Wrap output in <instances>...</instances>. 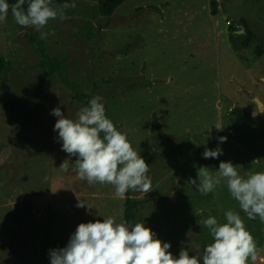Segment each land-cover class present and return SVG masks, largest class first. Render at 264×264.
I'll return each instance as SVG.
<instances>
[{
	"label": "rangeland",
	"instance_id": "374dc122",
	"mask_svg": "<svg viewBox=\"0 0 264 264\" xmlns=\"http://www.w3.org/2000/svg\"><path fill=\"white\" fill-rule=\"evenodd\" d=\"M99 1H70L76 6L48 22L45 39L11 14L0 22V55L11 64L0 78V264H50L49 250L66 246L80 223L125 211V198L115 197L110 185L80 180L76 157L61 150L52 109L75 119L86 104L58 75L44 80L33 36L51 56L68 57L66 74L103 98L106 116L149 164L152 191L130 190L140 201L136 223L170 242L178 258L182 246L191 244L189 255H200L213 242L197 221L214 216L226 223L224 213L233 210L257 246L256 260L249 257L247 264H264V222L247 217L224 181L207 195L188 183L198 179L200 166L216 171L221 161L241 174L264 172V117L248 114L260 109L249 92L264 103V0H217L215 15L213 0H128L109 20ZM242 18L255 33L247 48ZM88 22L100 34L76 31ZM134 81L140 86L130 87ZM154 115L161 123L157 134ZM218 146V158L202 157L206 147ZM66 159L64 171L59 167ZM77 197L85 207L76 206Z\"/></svg>",
	"mask_w": 264,
	"mask_h": 264
},
{
	"label": "clouds",
	"instance_id": "9594fccd",
	"mask_svg": "<svg viewBox=\"0 0 264 264\" xmlns=\"http://www.w3.org/2000/svg\"><path fill=\"white\" fill-rule=\"evenodd\" d=\"M75 6L73 2L57 7L53 0H16L12 4L0 0V22H5L10 12L17 25L33 28L45 39L49 33L43 29L48 22L58 17L64 19V10ZM102 100L100 95L92 97L79 109L75 119L67 118L59 106L52 109L51 114L57 117L53 130L58 132L61 150L69 157H76L74 169L80 180L90 185H110L117 198H125L130 190L151 192L149 164L106 116ZM260 106V111H253V117L264 112V104ZM215 128L223 130L221 124ZM218 139L223 143L227 137ZM222 154L219 146L214 150L206 147L202 157L218 158ZM68 160L59 168L67 171ZM197 177L189 178L188 183L201 195L213 192L224 181L231 198L247 217H258L264 222V172L249 169L241 174L231 161H221L216 171L200 166ZM77 201V207L86 206L78 197ZM224 216L226 223L218 222L214 216L197 221L199 227L208 229L213 242L200 255H189L191 244L187 248L182 246L178 258L169 251L170 242L157 239L143 222L129 224L122 212L102 221L80 223L66 246L49 250L50 264H247L249 257L255 261L257 246L241 216L233 210L226 211Z\"/></svg>",
	"mask_w": 264,
	"mask_h": 264
},
{
	"label": "trees",
	"instance_id": "16d2710c",
	"mask_svg": "<svg viewBox=\"0 0 264 264\" xmlns=\"http://www.w3.org/2000/svg\"><path fill=\"white\" fill-rule=\"evenodd\" d=\"M72 0H53V4H64L69 3ZM125 1L128 0H100L99 1V12L101 16L107 20L110 19V17L113 15L115 10ZM16 0H8L9 4L15 3ZM26 7V5H25ZM218 12V1L213 0L212 1V14H217ZM9 14H11L9 12ZM243 23V27L247 33V37L242 41V45L244 47H248L251 43V41L255 37L254 31L249 27V24L245 18L241 19ZM109 23L107 22L105 26H108ZM230 28L234 30V27L231 25ZM76 31L82 32L84 34H87L89 38H92L95 33L100 34L99 27L94 26L90 22L86 23L82 27H77ZM31 40L34 41L36 44L37 50L40 54V60L38 65L46 70L44 80H47L48 78L58 75L61 82L68 86L73 93L74 99L79 102H84L87 105V102L92 98V93H87L83 91L80 87V85L72 80L67 74H66V66L68 63V57L66 55H62L60 57H53L48 52L46 47L44 46V43L41 39H39L37 36H33ZM260 52V50H258ZM11 69L10 62L2 55H0V78L3 77L5 73H7ZM144 84V83H142ZM130 87H138L140 86V83L138 82H130ZM43 105L38 104L33 111L29 113V115L20 122L19 127L20 131L17 133V137L21 134L22 130L27 126V124L31 120V116L35 111L40 109ZM161 129V123L159 122V118L157 115H154V119L152 122V130L155 134H157ZM153 155L151 156V158ZM140 201L134 197L131 196L130 191L126 194L125 197V211H124V219H126L129 224L134 225L136 223L137 213L139 210Z\"/></svg>",
	"mask_w": 264,
	"mask_h": 264
},
{
	"label": "water",
	"instance_id": "95a60500",
	"mask_svg": "<svg viewBox=\"0 0 264 264\" xmlns=\"http://www.w3.org/2000/svg\"><path fill=\"white\" fill-rule=\"evenodd\" d=\"M249 95L252 97V99H254L256 102L257 101H259L260 103L258 104L259 105V110L258 111H260L261 110V104H264L263 103V101L259 98V97H257L255 94H253V93H251V92H249ZM249 115H251V116H253L252 115V113H248ZM259 116H261V117H264V112H261V113H258L255 117H259Z\"/></svg>",
	"mask_w": 264,
	"mask_h": 264
}]
</instances>
